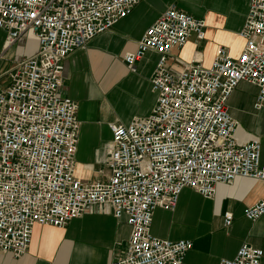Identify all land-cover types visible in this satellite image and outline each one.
I'll return each instance as SVG.
<instances>
[{"label": "built area", "instance_id": "built-area-1", "mask_svg": "<svg viewBox=\"0 0 264 264\" xmlns=\"http://www.w3.org/2000/svg\"><path fill=\"white\" fill-rule=\"evenodd\" d=\"M141 0H0V28L10 47L26 35L34 53L15 61L0 90V254L20 257L33 227H62L99 206L130 227L122 253L109 264H181L191 239L171 240L151 233L157 207L172 210L185 187L205 198L217 183L237 176L264 181L258 138L238 142V121L226 102L240 81L257 87L253 108L264 107V0H248L238 35L241 51L223 46L208 65L198 54L179 68L168 59L190 34L202 40L205 21L169 5L144 30L122 59L130 70L145 52L158 54L150 77L156 104L146 116L111 123L106 144L105 180L84 181L74 172L79 135L77 104L62 94L63 60L85 48L97 34L129 15ZM256 220L264 215V197L243 209ZM223 214L225 226L232 222ZM262 248L243 242L219 264H260Z\"/></svg>", "mask_w": 264, "mask_h": 264}, {"label": "crops", "instance_id": "crops-1", "mask_svg": "<svg viewBox=\"0 0 264 264\" xmlns=\"http://www.w3.org/2000/svg\"><path fill=\"white\" fill-rule=\"evenodd\" d=\"M171 4L205 21L202 40L192 32L182 47L171 49L168 61L173 67L183 66L195 54L208 65L219 46L234 56L243 48L244 39L238 32L248 0H141L129 15L94 36L85 48L71 51L63 60L60 89L77 104L80 124L73 164L78 178L107 179L105 157L112 134L110 124H127L134 116H146L156 104L150 77L158 54L152 50L145 52L135 62V70L127 67L122 56L136 49L144 30ZM4 32L0 38V90L9 85L7 72L15 61L37 48L35 38L26 35L7 56L2 52L6 48ZM27 38L32 45L24 51ZM17 46H22L23 52L14 56ZM256 94L255 85L240 81L226 106L238 121L236 140L258 138L264 160V107L258 111L253 108ZM262 197L264 181L252 177L237 176L230 183H217L211 198L185 187L172 210H154L150 230L160 238L192 240V248L181 264H219L221 258L233 257L243 242L262 248L260 264H264V215L256 220L243 215L245 206ZM226 211L233 215L229 226L224 224ZM129 233L125 216L117 218L95 206L62 227L36 224L27 251L20 257L2 253L0 264H109L122 253Z\"/></svg>", "mask_w": 264, "mask_h": 264}, {"label": "rangeland", "instance_id": "rangeland-1", "mask_svg": "<svg viewBox=\"0 0 264 264\" xmlns=\"http://www.w3.org/2000/svg\"><path fill=\"white\" fill-rule=\"evenodd\" d=\"M2 32H4V29H2V28H0V38L2 37ZM5 33V32H4ZM4 41H5V37H4ZM17 43V42H16ZM16 43H14V45H12V46H10V47H6V45H5V42H3V45L6 47V48H4L3 50H2V52H4V53H6V55L8 56L9 55V53L10 52H12V51H14L15 50V48H16V46H15V44ZM32 44H31V42H30V40L27 38L26 40H24V45H23V47H24V51H27L28 49H29V47L31 46ZM18 47V46H17ZM19 48V47H18ZM16 49V52H14V56H17V55H22V52H23V48H22V46H20V48L19 49ZM22 50V51H21ZM1 52V53H2ZM6 55H4L5 57H6Z\"/></svg>", "mask_w": 264, "mask_h": 264}]
</instances>
